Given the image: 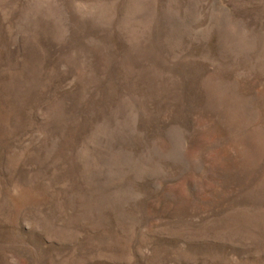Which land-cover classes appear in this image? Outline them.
<instances>
[{
    "label": "rangeland",
    "instance_id": "374dc122",
    "mask_svg": "<svg viewBox=\"0 0 264 264\" xmlns=\"http://www.w3.org/2000/svg\"><path fill=\"white\" fill-rule=\"evenodd\" d=\"M0 264H264V0H0Z\"/></svg>",
    "mask_w": 264,
    "mask_h": 264
}]
</instances>
